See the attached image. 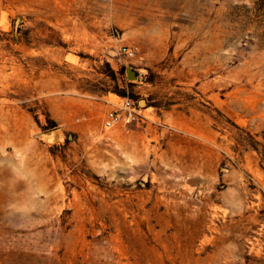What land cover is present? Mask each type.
Listing matches in <instances>:
<instances>
[{
  "label": "rangeland",
  "instance_id": "374dc122",
  "mask_svg": "<svg viewBox=\"0 0 264 264\" xmlns=\"http://www.w3.org/2000/svg\"><path fill=\"white\" fill-rule=\"evenodd\" d=\"M0 264H264V0H0Z\"/></svg>",
  "mask_w": 264,
  "mask_h": 264
},
{
  "label": "built area",
  "instance_id": "2783aa9c",
  "mask_svg": "<svg viewBox=\"0 0 264 264\" xmlns=\"http://www.w3.org/2000/svg\"><path fill=\"white\" fill-rule=\"evenodd\" d=\"M118 53L126 60H133L137 56V48L121 46L118 48ZM138 115L137 105L133 101L121 99V103L116 106V109L110 110L105 114L103 129L108 131L122 124L137 123Z\"/></svg>",
  "mask_w": 264,
  "mask_h": 264
},
{
  "label": "water",
  "instance_id": "95a60500",
  "mask_svg": "<svg viewBox=\"0 0 264 264\" xmlns=\"http://www.w3.org/2000/svg\"><path fill=\"white\" fill-rule=\"evenodd\" d=\"M128 77H129V79H132L133 77H136V75L134 73H132L131 70H129L128 71ZM140 105H142V104L140 103Z\"/></svg>",
  "mask_w": 264,
  "mask_h": 264
}]
</instances>
